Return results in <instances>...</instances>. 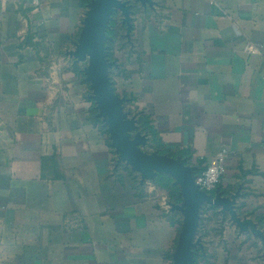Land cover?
<instances>
[{
	"label": "crops",
	"instance_id": "crops-1",
	"mask_svg": "<svg viewBox=\"0 0 264 264\" xmlns=\"http://www.w3.org/2000/svg\"><path fill=\"white\" fill-rule=\"evenodd\" d=\"M89 1L0 0V264H174L182 200L118 163L69 53ZM155 1L113 47L116 91L145 149L198 172L224 152L217 189L264 231V0ZM207 208L198 264H264L261 237Z\"/></svg>",
	"mask_w": 264,
	"mask_h": 264
},
{
	"label": "water",
	"instance_id": "water-1",
	"mask_svg": "<svg viewBox=\"0 0 264 264\" xmlns=\"http://www.w3.org/2000/svg\"><path fill=\"white\" fill-rule=\"evenodd\" d=\"M136 3L154 7L155 0H90L83 19L75 49L69 53L78 62H84L86 80L92 89L97 116L102 119L110 135L111 145L118 154V163L124 162L137 171L142 180H156L159 174L169 175L172 185L178 186L182 201L173 203L183 215L175 252L174 264H198L194 248L203 245L198 237L201 213L205 204L220 208L227 214L241 232H252L264 240V231L250 217L241 216L237 208L238 194H226L221 189L205 191L196 182L195 167L182 156H173L157 150L149 151V135L141 129L135 115L125 108L126 98L115 88L110 76L111 67L116 63L108 56L107 41L112 39L108 30L116 15L122 16L126 24V35L131 36L133 14Z\"/></svg>",
	"mask_w": 264,
	"mask_h": 264
},
{
	"label": "built area",
	"instance_id": "built-area-1",
	"mask_svg": "<svg viewBox=\"0 0 264 264\" xmlns=\"http://www.w3.org/2000/svg\"><path fill=\"white\" fill-rule=\"evenodd\" d=\"M34 2H37V0H34ZM249 49L253 52L257 51V48L253 45ZM224 162L225 153L220 152L213 163L196 175V182L201 189L209 192L217 189L226 170Z\"/></svg>",
	"mask_w": 264,
	"mask_h": 264
},
{
	"label": "trees",
	"instance_id": "trees-1",
	"mask_svg": "<svg viewBox=\"0 0 264 264\" xmlns=\"http://www.w3.org/2000/svg\"><path fill=\"white\" fill-rule=\"evenodd\" d=\"M87 1H89V0H87ZM116 23H117V21L114 20L112 22V28L108 30V34L112 37V39H109L107 41L108 56H109L110 59L113 58V51L112 50H113L114 41L116 39V29H115ZM140 121H141V124H144L146 127L148 126V125H146V121H144V119L143 120L141 119ZM146 127H145V129H146ZM195 173L197 175L200 172L195 171ZM157 181L163 187L168 188V187L171 186V183H172L173 179L169 175L161 173V174H159V176L157 178ZM171 192H172L171 193L172 197L174 199H176L177 201H181L182 200V197L180 195V189H179L178 186H175L174 190H172ZM209 206H211V205L205 204V206L203 207V210H207L208 209L207 207H209ZM194 256H195V258L197 260V263H199L201 257L205 256L204 248L202 246H200V245L195 247L194 248Z\"/></svg>",
	"mask_w": 264,
	"mask_h": 264
},
{
	"label": "rangeland",
	"instance_id": "rangeland-1",
	"mask_svg": "<svg viewBox=\"0 0 264 264\" xmlns=\"http://www.w3.org/2000/svg\"><path fill=\"white\" fill-rule=\"evenodd\" d=\"M121 18H122V16L120 14L116 15V19H117V22H118V28H119V31H120V34H121L122 38H120V40L116 41L114 43L113 47L121 48L122 43L123 44L125 43L123 52H125V51L127 52V44H126V37H125L126 28L124 26L120 25ZM147 150H150V149H147Z\"/></svg>",
	"mask_w": 264,
	"mask_h": 264
},
{
	"label": "flooded vegetation",
	"instance_id": "flooded-vegetation-1",
	"mask_svg": "<svg viewBox=\"0 0 264 264\" xmlns=\"http://www.w3.org/2000/svg\"><path fill=\"white\" fill-rule=\"evenodd\" d=\"M138 3H136V5H137ZM118 15V14H117Z\"/></svg>",
	"mask_w": 264,
	"mask_h": 264
}]
</instances>
